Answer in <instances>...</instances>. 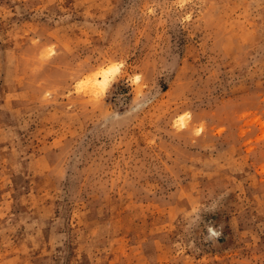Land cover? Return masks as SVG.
<instances>
[{"label": "rangeland", "instance_id": "rangeland-1", "mask_svg": "<svg viewBox=\"0 0 264 264\" xmlns=\"http://www.w3.org/2000/svg\"><path fill=\"white\" fill-rule=\"evenodd\" d=\"M0 264H264V0H0Z\"/></svg>", "mask_w": 264, "mask_h": 264}, {"label": "clouds", "instance_id": "clouds-1", "mask_svg": "<svg viewBox=\"0 0 264 264\" xmlns=\"http://www.w3.org/2000/svg\"><path fill=\"white\" fill-rule=\"evenodd\" d=\"M109 73H117L119 71V69L115 66H111L108 69ZM217 209L216 206L213 205H209L206 208H204V211H208V212H212L215 211ZM201 216V213H200ZM201 219L199 221H197L193 227H198L199 223H200ZM222 225L220 227H214L211 224L206 225L207 228V235H204L203 239L205 242H215L216 240H218V238L221 236L222 234Z\"/></svg>", "mask_w": 264, "mask_h": 264}, {"label": "bare ground", "instance_id": "bare-ground-1", "mask_svg": "<svg viewBox=\"0 0 264 264\" xmlns=\"http://www.w3.org/2000/svg\"><path fill=\"white\" fill-rule=\"evenodd\" d=\"M108 72L106 71V69H102V70H99L96 74H94L91 78V82H90L92 84L91 86L96 85L99 79L105 81L107 79ZM99 75H101V78H99L100 77Z\"/></svg>", "mask_w": 264, "mask_h": 264}]
</instances>
